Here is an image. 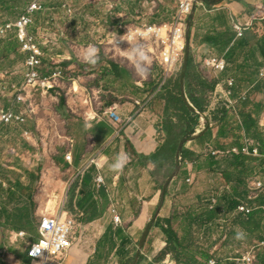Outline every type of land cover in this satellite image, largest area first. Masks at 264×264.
Here are the masks:
<instances>
[{
	"label": "crops",
	"instance_id": "1",
	"mask_svg": "<svg viewBox=\"0 0 264 264\" xmlns=\"http://www.w3.org/2000/svg\"><path fill=\"white\" fill-rule=\"evenodd\" d=\"M137 1H139L140 5L144 6L147 2L145 0ZM165 1L167 0H155L153 4L159 7V11L163 10L169 12L171 11L168 10L170 6L164 4ZM205 1H202L203 3L201 2V4L203 10L207 13L209 21L206 24H196L195 21H192V19L195 18V13L194 16L191 15L187 21L186 34L189 42L188 47H191L189 50L192 51L196 63L197 60L195 55L199 52L201 56L209 54L217 55L226 60V62L229 63V67L228 70L222 74L208 72L213 74L208 76L204 73V76L209 79H218V83L215 91L209 96V110L201 116L196 134L205 129V116L208 115L212 127L213 138L201 145H197L196 141L193 140H189L186 144L187 147L194 149L197 153H201V159L194 162H184L182 156L178 155L176 166L173 168L172 165H170L168 174L165 172L168 166L162 169L163 172L160 173L156 164L152 162H147L146 165H142L133 151L142 155H151L158 150L160 145L163 144L167 138L163 128V123L166 119V101L156 96V93L150 94L149 92L146 94H148V96L152 95L150 100H147L148 97L142 99L135 97L134 95H136V92H131L132 95L126 96V101L122 104L117 105L116 102L110 103L102 101L101 105H104L102 106V111H105L104 113L106 115L108 107L117 106L123 124L120 127H115L105 115L99 118L94 115L95 118H92L94 121L92 123L93 131L89 134L92 140L89 139L88 141L89 146L93 142V147L90 148V151L87 146V152H79V150L70 152L74 156L71 163L67 161L65 157L61 156L60 152H56V172H66L70 176V180L67 184L64 183V186H59L56 189H59L55 193L58 197V210H56V213L57 211V214L66 212L70 216H74L76 219L73 218L77 223V235L80 233L81 236L72 244L67 253L47 264H122L126 258L120 257L118 252L121 248L123 238L129 240V243L126 245V250L129 252L127 258L137 256L135 260L136 264H139V252L144 255L151 264H177L171 253H167L162 260H157L160 254L167 248V237L164 231L159 227V223H164L166 220L171 221L172 228L175 230L180 240L183 241L185 247L191 244L192 251L197 254L201 264H209L213 259L218 260L217 258L221 256L220 250H223L225 245L223 247H217V250L213 252L214 255L211 254V256H215V258L212 257L210 260L206 261L198 253L202 248L197 245V241H194V233L197 232L196 229L200 230V237L204 238L208 231L211 233L212 227L216 224L218 218L221 217L224 218L226 222L229 220L232 222L238 212L248 214L238 210L241 204H247L251 207V212L259 207L256 206L255 203L251 204V200L254 198H251V195H249L250 185L249 180L247 182V177L244 183H239L237 179V181L230 182L225 179L226 183L223 187L229 186L230 189L225 192L222 190L221 195H219V201L214 209L210 208V199H208V207L205 208L207 210L201 213H198L195 208L188 209L186 213L184 211V213L179 214L177 210L171 212L169 210L171 208V202L165 200L169 193H175L186 189L187 181L191 179L190 176L199 172L201 164L203 162H208L206 159L209 158V155L212 154L216 156L217 160L232 156L234 153L229 154L227 152L236 147L241 149L245 145L247 139L254 140L260 151L261 149L263 150L260 152L261 156L249 155L250 158L248 159L251 160V167H249V169L253 170L256 167L264 169L263 141H258L251 135L244 134L241 145L232 144L233 140H235L234 131L232 129H235V127L242 123V119L239 117L236 118L235 116L236 119L234 120L236 121L228 126L226 132L228 138L225 141L227 142V147L222 149L214 147L217 142L222 141V139L219 138L222 123L218 120H213L211 113L221 102H228L231 106H236L238 101L242 100V96L245 95L247 96L246 99L250 100L248 108H252L253 110V106L256 103L262 106L260 113L254 117L257 120L259 129L264 133V88L259 92L254 91V87L257 84H264V78L259 77L260 71L264 69L263 58L259 53L256 59L249 55V53H231L236 40L242 38H237L234 29H232V22L234 20L242 22L251 20L257 13V8L261 5L264 6V0H224L218 5L211 6ZM53 9H56V6L45 0V11L36 14V26L33 28V32L40 38L42 48L46 54L44 61L47 60L48 47H54L56 42L46 38L44 33L45 23L40 21L39 17L47 12L52 13ZM175 9L176 6L173 8V12H175ZM223 13L227 16V24L225 25L218 20V17ZM173 16L174 13H172L166 22H171ZM18 18L19 17L13 20L7 14L1 12L0 25L7 22H14ZM50 21L52 22V19ZM51 22L49 23L51 24ZM80 25V22L75 23L76 28H81ZM251 31L256 33L259 38L264 36L262 28L256 29V26L254 29L246 31L244 35ZM229 34L234 36L232 42L227 38ZM208 36L218 38L219 43L217 44L221 47H213L206 43L205 39ZM73 47L74 49L72 51L65 49V52L58 54L56 57H52V59L56 61L60 58L65 61L64 66L66 69L69 68L74 70L79 68L77 62L83 64L81 57L84 47L78 43H75ZM235 58L236 62H234ZM99 59L100 56H98V61ZM255 60L261 63L258 70L253 68ZM67 63L70 64L67 65ZM116 63L119 64L118 62ZM119 65L121 66V64ZM240 65H245L246 67L239 69ZM96 66L97 64L94 65V67ZM248 66H251L250 68L253 69H249ZM176 76L173 79H176ZM243 77H245V82L240 84V79ZM119 79L125 82L126 80L128 81L126 76ZM231 79L234 80L233 87H230L228 84V81ZM147 82H155V80L150 79ZM155 84H158V82L156 81ZM131 87L136 89L133 85ZM145 89L144 86V90ZM137 90L139 92L140 88H137ZM144 90H141V92L143 93ZM230 90L232 96L227 98L226 93ZM137 101L145 103V107L141 109V107L136 105ZM93 109L94 112L98 114V110L96 108ZM130 117L133 118L132 121H128ZM239 133L243 134L244 132L240 130ZM127 140L130 141L129 146ZM72 141L74 142L73 138ZM211 149L225 152V154L216 155ZM118 155L126 157V164L122 171L113 172L110 170V164L114 162ZM95 157L99 158L103 168L98 170L93 166L85 172L84 175L80 176L79 173L84 169L86 162ZM207 168L211 167L207 165ZM211 169L220 172L223 171V169L216 166H213ZM229 169L235 172L238 171L237 168L233 167ZM31 173L36 174L35 171L32 170L28 172L30 183L28 185H23L26 188L33 187L35 191L36 180L34 183L31 181ZM99 175L104 178V185H98L96 183V179ZM160 178H166V183L162 184ZM4 182L6 185L0 184V264H43L42 262L30 259L28 257V249L31 243L37 242L40 239L38 230L43 216L47 214L45 212L35 213V194L30 198L28 194H26L27 192H21H25V190L19 188V190L16 191L15 187H10L6 180H4ZM75 184L77 187L75 191L72 192ZM83 188L88 191L86 195L80 194V190ZM237 188L239 194L233 192ZM100 191L105 192V197L101 195ZM6 194L8 195V200L1 198ZM262 195H264V193ZM233 198L238 199L239 203L238 206L231 211L229 205ZM94 205L96 206V211L92 213L90 206ZM112 206L118 208L122 219V225L120 226L114 223L113 216L110 213ZM210 210L217 211L215 219L202 224V221L206 219V214ZM193 219H196L195 222L190 223ZM176 222H179L182 235H179L177 229L174 227ZM234 226L233 228H238L239 232L255 239V237L246 230L236 224H234ZM262 230L264 233V218L262 220ZM21 232H25L27 236L24 238H17V234ZM112 245L113 248H111ZM229 250L230 252L225 254L226 257L218 260L220 264H231L235 259L245 254L241 253L236 248H231Z\"/></svg>",
	"mask_w": 264,
	"mask_h": 264
},
{
	"label": "rangeland",
	"instance_id": "2",
	"mask_svg": "<svg viewBox=\"0 0 264 264\" xmlns=\"http://www.w3.org/2000/svg\"><path fill=\"white\" fill-rule=\"evenodd\" d=\"M47 1L55 5L56 9H53L52 13L43 14L39 20L45 23L46 38L55 41L56 44L54 47H48L47 60L44 61L42 72L49 76L54 75L57 71L62 72V74L53 80L51 85L54 88L49 93L38 87L32 89L27 95L25 94L24 98L30 101L28 105L31 106L30 119L27 125L2 127L0 177L6 180L10 187L13 186L18 191L19 186L30 183L28 172L35 171L37 178L34 191V211L35 213L45 212L47 215L54 216L58 213V211L56 213L58 197L55 193L59 189H56L59 186H64L70 180V176L66 172H56V152H60L61 156L66 158L70 152L77 150L87 152V146L90 151L93 142L89 146L88 141L89 139L92 140L89 134L93 131L92 123L94 121L92 118L94 115L97 118L105 115L115 127H120L123 124L122 122L114 123L109 115L102 111V106H104L101 105L102 101L116 102L117 105L122 104L126 101V96L132 95L131 92H136L135 97L140 99L148 97L147 100H150L152 95L148 96V94L141 92L144 90V84L150 79L158 82V88L162 87L164 76L152 40L136 38V40L131 41L133 45H142L150 57V63L147 65L148 75L142 77L136 73L132 63L127 58V52L124 51L130 47V43H125L123 47L117 48L113 43L114 37H123L128 30L135 27L168 23L166 22L168 18L172 13L175 14L173 8L176 4L175 0L165 1L164 4L170 6L168 10H171L166 12L159 11V7L153 4L155 0H145L147 1L145 6L140 5L137 0ZM202 1L205 0H195V7L191 14L194 16L195 13V18L192 21H195L196 24H206L209 21L207 13L203 10ZM19 12L21 14L23 11L20 10ZM12 19L15 20L16 17ZM76 22L81 23V28H76ZM255 26L256 29L262 28L264 31V24L256 23ZM75 43L82 45L84 49L88 46H94L98 50V56L101 57V52H104L109 59H114L121 66L127 68L130 73L128 81L125 82L105 75V65L98 64L96 67L90 65L91 69L76 68L73 70L66 69L65 61L60 58L56 61L52 59V57L65 52V49L72 51ZM188 45L187 39L182 65L176 74L168 80L174 78L181 71L186 53L191 48ZM19 54L18 56L14 53L9 56H0V110L10 108L17 103L15 102L17 101L15 93L9 91L2 94V88L12 85L23 86L25 83L27 65L24 58L26 57H24L21 49H19ZM206 56H201L199 52L196 53L195 57L199 66H202V60ZM83 64L86 63L83 62ZM208 72L211 71L203 70L202 73L208 76L213 75ZM132 85L136 89L131 87ZM137 88H140L139 92ZM62 96L66 99V107H63ZM18 108L23 112L27 111L24 104ZM93 108L98 110V114L94 112ZM112 109L118 112L117 106L108 107V111ZM26 132H30L29 140L25 135ZM199 169V172L190 176L191 179L187 181L185 190L171 192L165 198L171 202L169 209L171 212L177 210L180 214L195 208L198 213H201L207 210L205 208L208 207V199L214 194L222 192L226 183L222 172L207 168V162H203ZM257 179L264 180V169L256 167L248 173L247 182L249 180L250 186ZM160 182L165 184L166 178H160ZM226 190L228 189H225L224 192ZM249 190V195L256 192L258 195L264 193V190H252L251 187ZM21 192L26 193L27 191ZM1 198L8 200V195L6 194ZM233 226L231 220L226 222L224 218L220 217L212 227L211 233L208 231L204 238L200 237V230L196 229L194 241H197V245L210 255H214L213 252L217 250V247L225 245V248L220 250L221 256L217 258L218 260L226 257L225 254L230 252L229 249L231 248H236L241 253L253 249L257 254L256 263L259 264L262 261L261 257L264 256V241L258 242L253 237L244 234L242 238L237 239L236 233L239 232V229L233 228ZM174 227L179 235H182L179 222H176ZM80 236V233L77 237L74 235L76 240L73 239L72 243H75ZM138 256L139 264H151L140 252Z\"/></svg>",
	"mask_w": 264,
	"mask_h": 264
},
{
	"label": "trees",
	"instance_id": "3",
	"mask_svg": "<svg viewBox=\"0 0 264 264\" xmlns=\"http://www.w3.org/2000/svg\"><path fill=\"white\" fill-rule=\"evenodd\" d=\"M223 1L224 0H206L205 2L209 6H211L218 5ZM27 3L28 0H0V13H5L11 18H17L20 16L19 11H24L23 9L27 6ZM218 20L224 25L227 24V16L224 13L218 17ZM227 38L232 42L234 36L229 34V37L227 36ZM205 40L206 43L212 45L213 47H221L217 44L219 43V39L216 37L208 36ZM233 46L234 48L232 49L231 53H249V55H251L254 59L257 58V54L259 53L264 61V36L259 38L256 33L251 31L246 33L241 39L236 40ZM20 48L21 47L19 42L13 35H10L4 40H0V56H9L12 53L18 56L20 55ZM100 55L101 57L96 64H101L103 66L104 64H106L104 66L105 75L114 76L118 79L122 78L123 76H126L128 79L130 78V73L126 68L121 67L114 60L109 59L107 56H105L104 52H101ZM24 59H27V57ZM234 62H236V58L234 59ZM69 64L70 63H67V65ZM77 64L79 65L80 69H91V66L94 67V65H84L78 62ZM260 66L261 63L255 60L253 68L255 70H258ZM244 67L246 66L240 65L239 69H243ZM250 67L251 66H248L249 69H253ZM202 70V67L196 63L192 51L188 50L183 67L177 74L176 79L172 78L170 80H167L161 88H158V84H155V82H147L145 84L146 89L143 91L144 94L148 92L150 94L156 93V96L166 101V119L163 123V128L166 132L167 138L164 143L160 145L158 150L151 155H142L138 154L136 151H133L134 155L138 157L142 165H146L147 162H152L156 164L158 170H160V173L163 172L162 169L168 166L165 170L166 174H168L169 166L172 165L173 168L176 166L175 164L178 155L182 156V160H184V162H194L201 159L202 154L197 153L194 149L187 147L186 144L189 140H193L196 141L197 145H201L207 142V140L210 141V139L213 138L212 127L210 125L208 115L205 116V129L197 134L196 132L200 124L201 116H203L205 112L209 110V96L215 91L216 85L218 83V79H209L204 76ZM244 79L245 77L240 79V84H243L245 82ZM263 88L264 84H257L254 87V91L259 92ZM61 98L63 107H66V99L63 96ZM218 105L219 106H216L215 110L211 112L212 119L218 120L222 123L221 131L219 134V138H221L222 141L217 142L214 145L215 148L222 149L227 147V142L225 141L228 138L226 133L228 126L232 122L234 123V121H236L234 119L238 117L242 119V123L241 125L235 127V129H232L234 131L235 138L232 144L241 145L244 134L251 135L258 141L260 140L264 142V133L259 129L257 120L254 117L255 115L257 116L260 113L262 106L256 103L253 106L254 109L252 110V108H248V106L250 105V100L248 99L244 101H238L236 106H231L228 102H221ZM240 130H243L244 133L240 134ZM127 143L129 146L130 141L127 140ZM261 151L263 150L261 149ZM248 158H250L249 155L234 153L232 154V156L217 160L216 156L211 154L209 155V158L206 159V161H208L207 165L211 168H213V166H216L223 169L222 174L228 182L238 180L239 183H244L248 173L252 171L251 169H249V167H251V160ZM232 167L237 168L238 171H231L229 168ZM36 178L37 177L34 173L30 174V179L33 183ZM76 184L73 187L72 192L75 191L77 187ZM19 188H21L22 190H26L30 198L33 197V187L26 188L25 186L21 185L19 186ZM233 192L239 194L238 188ZM87 193L88 191L84 188L80 190V194L82 195H86ZM100 193L105 197L104 191H100ZM236 196L238 197V195ZM238 203V199H231L229 205L230 210H234L238 206ZM253 203H255L256 206L259 207L248 214L238 212L233 218L232 222L242 229L246 230L248 233L252 234L255 237V240H257L258 242H262L264 241V233L262 230V220L264 218V195H259L258 197L251 200V204ZM90 207L92 209V213H95L96 206L94 205ZM216 214V210L208 211V213L206 214V219L202 221V224L214 220ZM195 220L196 219L191 220L190 223L195 222ZM159 227L164 231L167 237V248L160 254L157 259L158 261L162 260V258L167 253H171L174 256L177 264H201V262L198 260L197 254L192 251L191 244L187 247L183 245V241L180 240L177 233L172 228L171 221L166 220L164 223L160 222ZM128 243L129 240L127 238H123L122 245L118 254L120 257L126 258L122 262V264H136L135 260L137 256L127 258L129 252L126 250V245ZM111 248H113V245ZM198 253L206 261L212 258V256L204 250H200L198 251ZM261 258L262 261L259 264H264V257ZM231 264L239 263L237 261H233Z\"/></svg>",
	"mask_w": 264,
	"mask_h": 264
},
{
	"label": "built area",
	"instance_id": "4",
	"mask_svg": "<svg viewBox=\"0 0 264 264\" xmlns=\"http://www.w3.org/2000/svg\"><path fill=\"white\" fill-rule=\"evenodd\" d=\"M176 10L171 22L162 23L159 25H145L143 27H135L127 31L131 34V41L138 39H150L156 47L157 60L163 72V83L176 74L179 67L182 65V59L187 47V21L191 16L194 7L195 0H175ZM45 11V0H28V4L24 12L19 16L15 22H7L0 25V40L8 38L13 35L20 44L21 52L27 57L26 65L27 72L25 83L23 86L12 85L10 87L2 88V94L9 91L14 92L17 103H15L10 108L0 110V138L2 136V127L4 126H24L27 125L30 119V108L29 102L24 97L25 94L31 92L34 88H42L44 92L49 93L54 86L51 84L55 78L61 76L62 72L57 71L54 75H45L42 72L44 65V58L46 56L40 38L34 34L33 28L36 26V14ZM256 23L264 24V6H259L257 8V13L255 16L247 21L242 22L239 20H234L232 22V29H234L237 38L244 36V33L250 29H254ZM126 33V34H127ZM116 42H113L117 48L123 47V45L128 43V41L121 40V36L116 37ZM202 69L209 70L215 74H222L228 70L229 63L223 58L210 54L202 60ZM260 78H264V69L260 71ZM228 84L230 87L234 86V80H229ZM1 90V89H0ZM232 96L231 90L226 93V97L230 98ZM247 96L243 95L242 100H245ZM27 107V111L23 112L18 108V106ZM136 105L143 109L145 103L136 102ZM112 109L107 112L109 118L114 121V123L122 122L121 116L118 112ZM133 118L130 117L128 121H132ZM26 137L30 139V132H26ZM214 154H225V152L213 150ZM227 153H242L244 155H255L261 156L260 149L256 142L252 139H247L245 145L240 148H233ZM67 161L70 163L73 161V154L69 153L67 155ZM6 166V165H5ZM96 167L98 170L102 169L103 166L99 158L89 159L84 169L79 173V175H84L91 167ZM190 181V179H189ZM98 185H104V178L99 175L96 179ZM0 184L6 185L4 180L0 178ZM251 189L257 191L264 190V180L257 179L250 186ZM230 189L229 186L223 187L222 190ZM219 195L214 194L210 198V208H216L219 201ZM259 195L257 192L251 195V198H256ZM241 212L250 213L252 208L247 204H241L238 207ZM110 213L113 216L115 225H122V219L119 214L118 208L112 206ZM77 223L76 220L66 212H61L54 216L44 215L40 227L39 235L40 239L37 242L30 244L28 249V257L33 261L42 262L47 264L49 262L55 261L62 257L72 246V240H76L77 237ZM76 235L74 238L73 236ZM27 234L21 232L17 234V238H24ZM239 264H257V254L253 249L247 251L241 257L235 259ZM209 264H219V261L213 259Z\"/></svg>",
	"mask_w": 264,
	"mask_h": 264
},
{
	"label": "clouds",
	"instance_id": "5",
	"mask_svg": "<svg viewBox=\"0 0 264 264\" xmlns=\"http://www.w3.org/2000/svg\"><path fill=\"white\" fill-rule=\"evenodd\" d=\"M116 37H114L115 42ZM131 34L128 32L126 35L121 37V40L128 41L130 43V47L127 50V58L132 63L136 73L139 76L146 77L148 75V67L147 65L150 63V57L148 56L146 50L140 44L133 45L131 43ZM116 44V43H115ZM82 60L86 64L95 65L98 62V50L94 46H88L84 49L82 54ZM126 164V157L118 155L114 162L110 164V170L113 172H120L123 170ZM243 233L237 232L236 238H242Z\"/></svg>",
	"mask_w": 264,
	"mask_h": 264
}]
</instances>
